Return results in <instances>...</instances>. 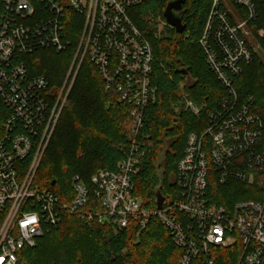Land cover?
I'll use <instances>...</instances> for the list:
<instances>
[{"label": "built area", "instance_id": "built-area-1", "mask_svg": "<svg viewBox=\"0 0 264 264\" xmlns=\"http://www.w3.org/2000/svg\"><path fill=\"white\" fill-rule=\"evenodd\" d=\"M147 1L1 0L0 264H18V253L33 247L65 213L118 230L132 225L137 236L155 219L180 251L176 264H216V250L234 249L240 254L238 264H264V198L218 205L212 187L252 184L263 169L256 150L263 122L253 112L252 100L238 101L232 88L254 56L247 35L255 6L250 0H211L198 44L228 96L208 109L202 132L187 135L176 166L177 200L171 205L164 200L158 210L143 207L132 182L142 155L137 138L144 112L155 102L157 90L151 81V46L128 14ZM69 24H80L81 32L67 78L87 57L105 89L130 107L132 137L113 171H96L90 188L74 177L66 200L35 181L64 87L50 103L48 82L30 74L22 57L37 49L64 52L70 46ZM185 109L199 113L191 102Z\"/></svg>", "mask_w": 264, "mask_h": 264}, {"label": "trees", "instance_id": "trees-1", "mask_svg": "<svg viewBox=\"0 0 264 264\" xmlns=\"http://www.w3.org/2000/svg\"><path fill=\"white\" fill-rule=\"evenodd\" d=\"M169 0H148L130 9L129 17L153 52L152 85L156 100L144 112L138 135L141 153L137 174L132 178L133 195L143 207L155 209L154 190L159 186L155 165L166 148L163 168L162 196L175 202L176 166L190 132H202L208 109L228 96L204 61L199 47L211 0H184L181 12L185 31L177 34L165 26L164 33L154 36L149 17H160ZM256 17L249 23L259 54L243 66L233 80L238 101L252 100V110L263 122L262 135L256 150L263 158L261 179L252 184L233 182L228 186L212 185L214 202L231 206L238 201H258L264 198V0H250ZM2 3L0 0V15ZM80 24H69L66 34L70 46L57 53L37 49L22 60L30 74L42 76L48 82V97L54 103L61 91L66 72L74 57L80 36ZM185 71L195 82L191 89L184 83ZM191 102L199 109L194 115L185 109ZM130 107L120 102L114 92L105 89L96 68L85 57L61 107L53 134L36 173V184L62 199L72 196L71 180L78 177L90 188V178L98 170L113 171L128 152L132 137ZM54 182L52 186L51 183ZM89 200L93 201L92 195ZM85 210H89L87 207ZM216 264H238L240 254L234 250H216ZM180 251L173 245L164 226L151 219L137 236L129 226L118 230L95 220H86L65 213L60 222L48 228L33 247L18 253V264H176Z\"/></svg>", "mask_w": 264, "mask_h": 264}, {"label": "water", "instance_id": "water-1", "mask_svg": "<svg viewBox=\"0 0 264 264\" xmlns=\"http://www.w3.org/2000/svg\"><path fill=\"white\" fill-rule=\"evenodd\" d=\"M183 3L184 0H169L163 11V19L166 25L173 28L177 34H182L185 31V25L182 24L183 13L181 12ZM182 73L186 75V78L184 83L180 85L181 91H184L185 87L188 89L193 88L196 82L190 76H188L185 71H182ZM165 151L166 148L160 153L159 158L155 165L159 186L155 188L154 196H155V205L158 210L162 209L165 200L161 193V189L163 187L164 169L163 168L160 169V166L165 159ZM51 185L53 186L54 182H52ZM168 205H171V202H169Z\"/></svg>", "mask_w": 264, "mask_h": 264}, {"label": "rangeland", "instance_id": "rangeland-1", "mask_svg": "<svg viewBox=\"0 0 264 264\" xmlns=\"http://www.w3.org/2000/svg\"><path fill=\"white\" fill-rule=\"evenodd\" d=\"M149 22L152 25V28H154V36H160L161 34L164 33L165 23L159 16L158 17L157 16L156 17L150 16L149 17ZM247 40H248L249 45L253 49L254 55H258L259 54V47H258L255 39L253 38V35H252L250 30H249V33L247 35ZM70 66H71V64H70ZM70 66H69V68H68V70L66 72V76H65L64 82L62 84V88L64 87V89H63L64 93H63V98H62V100H61V102L59 104V106H61V107L66 102L67 96H68V94L70 92V89H71L72 84L74 82L75 76L77 74V72H76V70L74 68V70L72 71L70 77L67 78V74H68V72L70 70ZM62 88H61V90H62ZM254 178H255V180L261 179V174L256 173Z\"/></svg>", "mask_w": 264, "mask_h": 264}]
</instances>
